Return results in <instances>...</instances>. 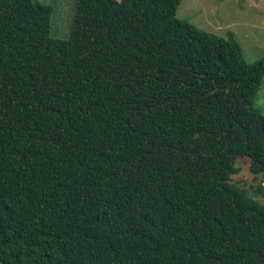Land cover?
<instances>
[{
	"label": "trees",
	"instance_id": "obj_1",
	"mask_svg": "<svg viewBox=\"0 0 264 264\" xmlns=\"http://www.w3.org/2000/svg\"><path fill=\"white\" fill-rule=\"evenodd\" d=\"M181 0H0V264H264V56Z\"/></svg>",
	"mask_w": 264,
	"mask_h": 264
},
{
	"label": "rangeland",
	"instance_id": "obj_2",
	"mask_svg": "<svg viewBox=\"0 0 264 264\" xmlns=\"http://www.w3.org/2000/svg\"><path fill=\"white\" fill-rule=\"evenodd\" d=\"M36 1L52 7L50 35L66 38L72 28L77 0ZM176 16L221 37L233 32L247 62L264 56V0H181ZM254 106L264 115V78ZM250 162L248 157L239 158L236 166L240 172L231 181L264 206V174L252 172Z\"/></svg>",
	"mask_w": 264,
	"mask_h": 264
}]
</instances>
